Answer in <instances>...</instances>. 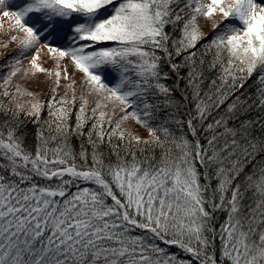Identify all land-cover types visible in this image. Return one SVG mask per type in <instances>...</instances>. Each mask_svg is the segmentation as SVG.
Instances as JSON below:
<instances>
[{"label": "snow or ice", "instance_id": "6c2138e0", "mask_svg": "<svg viewBox=\"0 0 264 264\" xmlns=\"http://www.w3.org/2000/svg\"><path fill=\"white\" fill-rule=\"evenodd\" d=\"M5 19L0 264H264V0Z\"/></svg>", "mask_w": 264, "mask_h": 264}, {"label": "rangeland", "instance_id": "374dc122", "mask_svg": "<svg viewBox=\"0 0 264 264\" xmlns=\"http://www.w3.org/2000/svg\"><path fill=\"white\" fill-rule=\"evenodd\" d=\"M0 24H3V29H0V40H5L7 37L5 35L6 33V30L8 28V21L5 19V20H0ZM0 51H5V58L8 56V55H12L14 54L16 51H18L16 48H15V45H10L9 46V49L8 50H0ZM40 56H41V59L42 60H46L47 57H48V53H47V50L46 49H42L41 52H40ZM3 62V59H0V63ZM45 66L47 67L48 65L45 64Z\"/></svg>", "mask_w": 264, "mask_h": 264}]
</instances>
